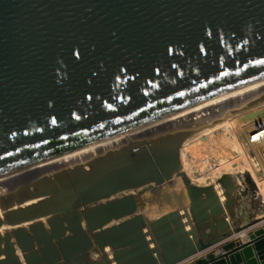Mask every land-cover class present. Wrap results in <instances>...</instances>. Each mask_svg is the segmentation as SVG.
<instances>
[{
  "label": "water",
  "instance_id": "95a60500",
  "mask_svg": "<svg viewBox=\"0 0 264 264\" xmlns=\"http://www.w3.org/2000/svg\"><path fill=\"white\" fill-rule=\"evenodd\" d=\"M263 78L264 0H0V173ZM247 236L191 264H264Z\"/></svg>",
  "mask_w": 264,
  "mask_h": 264
},
{
  "label": "bare ground",
  "instance_id": "6f19581e",
  "mask_svg": "<svg viewBox=\"0 0 264 264\" xmlns=\"http://www.w3.org/2000/svg\"><path fill=\"white\" fill-rule=\"evenodd\" d=\"M257 122L264 78L0 173V264H176L198 255L199 238L205 248L228 236L227 215L241 200L255 204L229 170L247 160L264 189L262 151L247 142ZM197 147L212 167L196 177L189 162Z\"/></svg>",
  "mask_w": 264,
  "mask_h": 264
},
{
  "label": "crops",
  "instance_id": "0c3cea01",
  "mask_svg": "<svg viewBox=\"0 0 264 264\" xmlns=\"http://www.w3.org/2000/svg\"><path fill=\"white\" fill-rule=\"evenodd\" d=\"M232 211V216H230L229 214L227 215V217L232 221L230 223L232 227L230 226L227 229L228 236L223 240L215 241V244L206 250L207 253L217 251L218 249L223 248L229 243H234L235 245H244L248 242L247 235L249 233L264 229V217L257 218V211L250 206V203L248 201L241 200L239 206L237 208H233ZM235 228L237 229L234 230ZM208 230L209 229L207 228L205 232L207 233ZM205 254L206 253H200L199 255Z\"/></svg>",
  "mask_w": 264,
  "mask_h": 264
},
{
  "label": "built area",
  "instance_id": "2783aa9c",
  "mask_svg": "<svg viewBox=\"0 0 264 264\" xmlns=\"http://www.w3.org/2000/svg\"><path fill=\"white\" fill-rule=\"evenodd\" d=\"M247 142L251 146L259 147L261 149L262 155L264 157V124L262 122H257L254 124L252 132L248 135ZM203 148L197 147L196 152L194 153L193 157L190 158L189 173L193 176L194 175H197V176L205 175V174L209 173V169L212 167V164H211L212 159H211L210 155L208 154L207 149L205 147H203ZM249 159H250V161H252L251 163H254L255 165H257V164L259 165V162L257 161V159L254 156H251ZM199 253L208 254L211 252L207 253L204 250V251H201ZM199 253L195 257L188 259L181 264H191L197 258L204 257L206 255V254L205 255H199Z\"/></svg>",
  "mask_w": 264,
  "mask_h": 264
},
{
  "label": "rangeland",
  "instance_id": "374dc122",
  "mask_svg": "<svg viewBox=\"0 0 264 264\" xmlns=\"http://www.w3.org/2000/svg\"><path fill=\"white\" fill-rule=\"evenodd\" d=\"M220 133L221 132H220V129L219 128H217V129L215 128L214 131H213V135L214 136H221ZM222 138H225V135L224 134L221 136V139ZM209 143L210 142H206L205 145L209 146L210 145ZM234 171H235V174H233L234 176H237V177H240L241 176L248 183V185H249V196H250V200L252 202L255 201V204H250V206L257 211V209L260 208L259 206H261V207L264 206V189L263 188H260V186H262V185H260V183H259L258 179L256 178V176L251 172V169L249 167V163L247 162V160H246V162L243 161L241 164H237L235 166V168H231L229 170V173L234 172ZM195 176L197 177V175H195ZM162 187H163V189L165 191H168L167 189L172 188L171 185L170 184H167V183H166V185H164ZM94 255H95V253H92V256H94Z\"/></svg>",
  "mask_w": 264,
  "mask_h": 264
}]
</instances>
